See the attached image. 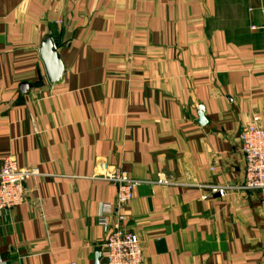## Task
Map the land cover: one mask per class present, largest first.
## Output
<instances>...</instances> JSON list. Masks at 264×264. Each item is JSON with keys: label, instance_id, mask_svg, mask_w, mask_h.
Returning a JSON list of instances; mask_svg holds the SVG:
<instances>
[{"label": "crops", "instance_id": "1", "mask_svg": "<svg viewBox=\"0 0 264 264\" xmlns=\"http://www.w3.org/2000/svg\"><path fill=\"white\" fill-rule=\"evenodd\" d=\"M248 122L264 124V0H0V169L39 171L0 211V264H93L115 171L139 181L110 223L126 215L143 264H264Z\"/></svg>", "mask_w": 264, "mask_h": 264}, {"label": "built area", "instance_id": "2", "mask_svg": "<svg viewBox=\"0 0 264 264\" xmlns=\"http://www.w3.org/2000/svg\"><path fill=\"white\" fill-rule=\"evenodd\" d=\"M240 142L245 164L242 189H264V124L246 123L241 129ZM38 172L35 168L18 167L12 157L4 160L0 169V211L13 209L25 201V183ZM108 177L117 185V197L114 202L103 205L100 212L99 221L107 231L102 244L100 264H143L142 242L122 225L126 215L117 212L116 221L110 223V217L115 215V211L133 199L139 181L130 178L123 171H115ZM155 183L169 185L171 182L163 173H159ZM215 191L223 194L224 188Z\"/></svg>", "mask_w": 264, "mask_h": 264}, {"label": "water", "instance_id": "3", "mask_svg": "<svg viewBox=\"0 0 264 264\" xmlns=\"http://www.w3.org/2000/svg\"><path fill=\"white\" fill-rule=\"evenodd\" d=\"M59 43L58 38L53 35H47L41 42L40 45V57L44 63L47 79L50 83H56L61 80L65 68L63 61L58 53ZM28 88L27 84L21 85V91L25 92ZM199 122L205 123V117L203 113H200ZM102 254V247H97L94 254V263L100 264Z\"/></svg>", "mask_w": 264, "mask_h": 264}]
</instances>
